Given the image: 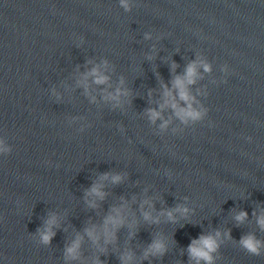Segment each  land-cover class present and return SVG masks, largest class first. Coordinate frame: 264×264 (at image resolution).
Instances as JSON below:
<instances>
[{
    "label": "water",
    "instance_id": "obj_1",
    "mask_svg": "<svg viewBox=\"0 0 264 264\" xmlns=\"http://www.w3.org/2000/svg\"><path fill=\"white\" fill-rule=\"evenodd\" d=\"M127 2L0 0V264H197L202 235L212 264H264V247L240 244H264V0ZM193 62L187 89L206 111L184 123L165 86L176 96ZM155 240L164 253L145 256Z\"/></svg>",
    "mask_w": 264,
    "mask_h": 264
},
{
    "label": "clouds",
    "instance_id": "obj_2",
    "mask_svg": "<svg viewBox=\"0 0 264 264\" xmlns=\"http://www.w3.org/2000/svg\"><path fill=\"white\" fill-rule=\"evenodd\" d=\"M120 4L122 7L125 8V10L129 9V5L127 0H120ZM175 67V66H174ZM204 70L205 71H210V66L208 64H203ZM197 65L195 62L190 63L187 68L185 75L183 77L176 76L172 82L173 89L176 90V96H173V93L171 90H168L167 87L165 86V105L170 106L175 115L184 123H187L189 120L192 121H197L203 118L205 115V111H200L195 108H193V100L194 98L190 95L187 85L195 83V78L197 76ZM89 76L94 77V82L96 84H105L108 81V77L103 75L98 67L92 68V70L87 74ZM124 94L126 95L127 93H122L121 89L117 88L116 89V94L114 96H111L110 98L113 100H118L120 95ZM179 101H183L187 106L186 107H181L180 104L177 102V98ZM165 105H161L163 108ZM148 115L149 118L155 122L158 118H160V112L156 111L154 109H149L148 110ZM167 121L164 122V124L161 125V127H165L167 125ZM3 144V141H0V145ZM10 151V149H6L4 147H0V152H7ZM105 179H107V174H105ZM113 183H118L121 179L119 175H115L111 177ZM89 195H96L99 197H103V193L99 190V186H93L91 191L88 193ZM176 211H183L187 212L188 210L186 208L181 209L177 208ZM168 216L171 219L172 218V212H168ZM247 216L246 212H240L235 219L238 222H242ZM145 219H148V215L145 214ZM122 219L117 216H109L107 220L105 221V235L106 236H111L112 234L108 231V225H120L122 223ZM56 223V218L55 216L50 217V219L47 221L48 227L44 230H39V237H40V242L42 244H49L51 242L52 237L55 235V233L51 230V225ZM258 225L261 227V229H264V215H261L258 217L257 220ZM88 235L90 237L93 236L92 231H88ZM220 234L219 232L216 233V236L218 237ZM95 239V237H93ZM241 246L249 253L253 255H260L261 254V248L264 247V244H262L261 241L256 239L255 236L253 235H247L244 237H241L240 240ZM80 246L79 239H77L71 247H68L66 249V256L71 257L75 259L78 254V249ZM218 248L217 240L213 236H200L199 239L193 240L191 244L188 246V252L191 258L195 259L197 261V264H199L200 260L205 261V264H212L213 262V256L212 253H214ZM165 251V246L164 244L159 241L155 240L153 243L149 246L148 250L145 252V256H147L149 253L152 255H157V254H163ZM127 259H130V257L122 258V260L126 261Z\"/></svg>",
    "mask_w": 264,
    "mask_h": 264
}]
</instances>
